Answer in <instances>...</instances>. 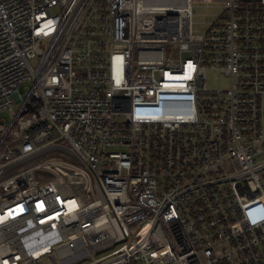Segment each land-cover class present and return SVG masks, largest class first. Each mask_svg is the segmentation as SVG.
<instances>
[{
	"label": "built area",
	"instance_id": "1",
	"mask_svg": "<svg viewBox=\"0 0 264 264\" xmlns=\"http://www.w3.org/2000/svg\"><path fill=\"white\" fill-rule=\"evenodd\" d=\"M195 1L0 0V264H264V0Z\"/></svg>",
	"mask_w": 264,
	"mask_h": 264
},
{
	"label": "rangeland",
	"instance_id": "2",
	"mask_svg": "<svg viewBox=\"0 0 264 264\" xmlns=\"http://www.w3.org/2000/svg\"><path fill=\"white\" fill-rule=\"evenodd\" d=\"M221 4L217 1L212 2L211 0H198L194 3V29L202 30L208 26V23L212 21L216 14L221 12ZM58 13L56 9H53V14ZM208 86L213 90L217 89H226L230 86V79L221 74L220 72H209L208 73ZM30 83H24L20 86V92L23 96L26 95V87ZM6 115V114H5ZM46 264H50L49 261H46Z\"/></svg>",
	"mask_w": 264,
	"mask_h": 264
}]
</instances>
